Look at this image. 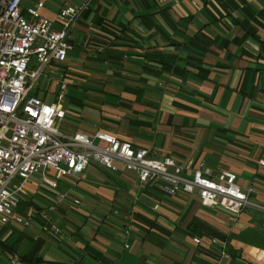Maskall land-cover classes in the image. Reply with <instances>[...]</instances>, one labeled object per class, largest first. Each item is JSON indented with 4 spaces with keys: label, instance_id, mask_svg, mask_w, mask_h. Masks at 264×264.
<instances>
[{
    "label": "crops",
    "instance_id": "obj_1",
    "mask_svg": "<svg viewBox=\"0 0 264 264\" xmlns=\"http://www.w3.org/2000/svg\"><path fill=\"white\" fill-rule=\"evenodd\" d=\"M42 1L57 27L62 5L79 7L72 47L33 89L45 100L66 81L63 130L115 134L173 157L186 175L198 163L211 175L231 170L264 206V0ZM57 182L33 174L15 210L45 209L58 230L37 213L28 225L0 222L1 264L13 254L17 264H264V247L235 234L262 210L244 207L233 219L195 192L141 183L120 162L111 170L91 160Z\"/></svg>",
    "mask_w": 264,
    "mask_h": 264
},
{
    "label": "built area",
    "instance_id": "obj_2",
    "mask_svg": "<svg viewBox=\"0 0 264 264\" xmlns=\"http://www.w3.org/2000/svg\"><path fill=\"white\" fill-rule=\"evenodd\" d=\"M42 7V0H0V222L14 220L28 225L37 213L44 221L43 227L56 232L58 226L51 222L47 210L34 207L27 217L16 212L21 190L35 173L56 187L59 177L81 173L91 160L111 170L120 162L134 170L141 183L160 180L169 195L195 192L201 204L220 205L232 213L233 219L244 207L264 211V206L250 197L252 187L241 186L231 170L220 169L211 175L198 163L186 175L185 166L173 157L151 156L146 148L135 147L130 140L115 134L63 130L59 120L65 115L61 100L66 81L58 82L56 99L50 102L33 89L44 66L52 60H64L72 47L68 30L79 7L71 3L62 5L55 14L59 27L40 13ZM258 163L264 165V158H259ZM50 168L54 176L47 174ZM64 195L60 193L57 199ZM158 205L155 202L153 207ZM192 239L199 240L197 236ZM213 240L211 237L210 241ZM4 264H17V254Z\"/></svg>",
    "mask_w": 264,
    "mask_h": 264
},
{
    "label": "trees",
    "instance_id": "obj_3",
    "mask_svg": "<svg viewBox=\"0 0 264 264\" xmlns=\"http://www.w3.org/2000/svg\"><path fill=\"white\" fill-rule=\"evenodd\" d=\"M249 217L253 220V226L237 231L235 234L253 243L264 247V212L253 210L248 212ZM232 233H229V236ZM28 260H36L38 258L25 257Z\"/></svg>",
    "mask_w": 264,
    "mask_h": 264
},
{
    "label": "rangeland",
    "instance_id": "obj_4",
    "mask_svg": "<svg viewBox=\"0 0 264 264\" xmlns=\"http://www.w3.org/2000/svg\"><path fill=\"white\" fill-rule=\"evenodd\" d=\"M34 56V55H33ZM53 96L55 97L56 95H49L48 97H46L45 98V100L46 101H51V100H53L54 98H53ZM65 102H66V98H64V100H63V103L65 104ZM264 212V211H263Z\"/></svg>",
    "mask_w": 264,
    "mask_h": 264
}]
</instances>
